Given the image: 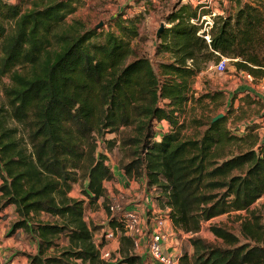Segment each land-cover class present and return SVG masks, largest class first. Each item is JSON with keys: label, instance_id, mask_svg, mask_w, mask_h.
<instances>
[{"label": "trees", "instance_id": "1", "mask_svg": "<svg viewBox=\"0 0 264 264\" xmlns=\"http://www.w3.org/2000/svg\"><path fill=\"white\" fill-rule=\"evenodd\" d=\"M231 1L235 13L217 15L200 34L209 12L182 0L159 38L157 52L170 60L156 65L131 46L141 15L118 14L103 31L68 21L83 0H0V78L10 80L0 107V212L18 217L8 237L23 231L35 242L29 264H142L125 236L117 261H103L106 241L94 234L105 228L86 220L99 202L111 215L105 183L116 175L99 139L106 150L120 146L121 172L154 191L173 226L192 235L181 264H264V217L251 211L264 197L256 126L237 136L226 117L194 120L185 136L189 103L223 98L191 95L210 64L226 57L237 73L264 79V0ZM77 185L82 199L70 196ZM234 212L249 214L239 216L241 237L219 226L211 231L221 244L199 236L203 223ZM106 227L122 229L115 217Z\"/></svg>", "mask_w": 264, "mask_h": 264}, {"label": "rangeland", "instance_id": "2", "mask_svg": "<svg viewBox=\"0 0 264 264\" xmlns=\"http://www.w3.org/2000/svg\"><path fill=\"white\" fill-rule=\"evenodd\" d=\"M11 1L14 2L15 0ZM180 2H182V0H83V6L80 7L75 14L69 16L68 21L71 22L74 19L79 20L88 28H100L103 31H107L109 28L113 27L114 23L112 20L118 14L125 13L126 16L130 17L141 15L143 18L138 25L140 36L138 39L131 42V46L137 54L148 56L154 64L158 65L160 61H169L170 55L157 52L160 43L157 38V32L161 24H164L166 28L170 27L169 24H167V16ZM214 8H217V10L220 11V15L224 14V16L234 14L235 10L228 0H218ZM214 20L215 18H213L211 22L213 23ZM198 25L202 26L203 30L208 29L209 31L211 29L206 28L204 24L200 22H198ZM132 60L133 58L129 61ZM216 64L217 63L210 64L205 71L195 78L191 95L193 98H200L202 95H214L217 92H222L223 98L216 101H213L211 98H206L202 102L191 101L187 106L185 122H187L188 127L185 131V136H191L194 133V120L209 122L211 118L214 119L221 114L227 118V126L232 134L242 136L248 126H256L255 134H257L259 141L263 143L264 101H262L261 98L257 99L258 97L256 96L252 97L246 84L251 82V85H255L258 94L264 96V92L262 93V90L259 88L261 85L264 86V79H253V81H249L245 78L243 73L236 72L231 59L227 62L226 70L223 73H218L216 71ZM8 84H10L8 78H0V107L6 104L3 88ZM250 100H254V102ZM7 124L15 125L9 117H7ZM201 130H204V128ZM115 137L119 138V134H108L105 136L107 140ZM101 141L102 140L99 139V150L107 154L109 166L113 168V166L116 165L114 169H117L121 175L122 172L119 168V164L123 158V154L120 151V146L116 145L113 146L112 150H106ZM124 182L125 181H122L118 187L111 184L112 187L108 185L109 189L107 190H111L110 192L113 194L109 204H117L121 206L122 209L129 210L132 205L141 204L139 203L141 200L132 198L133 191L142 192L145 187H142V185L137 187L136 183L128 184ZM80 189V186L77 185L72 195L81 198ZM148 193L153 196L156 194L154 191L147 189L144 196L145 200L149 197L147 203L154 207L153 202H155V200L149 196ZM131 199L132 201H130ZM251 211H255L258 215L264 217V197L259 199L251 207ZM6 212L10 214L9 218L0 223V256L3 257L2 261L5 264H29L27 254H37V246L35 242L22 231H20L18 235L8 237L12 225L17 221L18 217L13 213V208H8ZM6 212H0V216L5 215ZM248 215L247 212H234L205 222L202 224L201 237L209 242L221 244V241L212 233V226L225 227L233 234L241 237V222L239 216L246 218ZM159 216L165 217L166 215L159 214ZM110 219L111 215L103 205L101 207L96 205L87 208L86 220L89 223L106 228L107 222ZM99 232L100 233L95 234V239L98 240V242L103 233L101 231ZM178 237L182 238V235H178ZM52 253L53 252L50 251L48 254Z\"/></svg>", "mask_w": 264, "mask_h": 264}, {"label": "built area", "instance_id": "3", "mask_svg": "<svg viewBox=\"0 0 264 264\" xmlns=\"http://www.w3.org/2000/svg\"><path fill=\"white\" fill-rule=\"evenodd\" d=\"M192 3L199 8V13L205 11H212L214 5L218 0H191ZM216 17V13L211 12L209 15H202L198 22L204 24L206 28H211L214 24L211 20ZM194 22V21H193ZM208 32V29L202 30ZM209 41V36L205 37ZM226 57H221V60L215 65L218 73H223L226 70L227 62ZM249 81H253V77L245 74ZM260 89L264 92V86L261 85ZM111 217L118 219L122 229L119 228H105L103 235L100 238L105 239L104 246H98L100 250V257L105 262L114 263L117 261L118 249L108 248L110 243L120 241L121 236H125L131 241L132 255L142 254V259L150 264H179V258L172 256L165 251L164 244L169 238V229L167 226L168 215L165 217L159 215H151L147 219L136 209H122L117 204L108 205ZM99 241V242H100ZM107 246V248H106ZM0 264H5L0 258Z\"/></svg>", "mask_w": 264, "mask_h": 264}, {"label": "crops", "instance_id": "4", "mask_svg": "<svg viewBox=\"0 0 264 264\" xmlns=\"http://www.w3.org/2000/svg\"><path fill=\"white\" fill-rule=\"evenodd\" d=\"M228 2L231 4V6L232 7H234V13H235V11H236V9H237V6H236V4L233 2V1H231V0H228ZM209 13H208V15L211 13V12H213L214 14L216 13V16L217 15H220V11L219 10H217V8H214L213 7V10L212 11H208ZM223 15V14H222ZM244 76H245V74H244ZM245 78H246V76H245ZM243 87V86H242ZM246 87L249 89V91H250V93H251V95H252V97L254 96H256V97H258L257 99H260L261 98V100L262 101H264V96H262V94H258V92H257V90L255 89V85H251V82L249 83H247L246 84ZM261 87V86H260ZM259 87V88H260ZM261 90V89H260ZM255 99V98H254ZM159 129H162V130H164V131H167L168 129H169V126H168V124L166 123V122H162L160 125H159ZM114 167H116V165H114L113 166V168H112V170L114 171V173H115V175H116V180L115 181H111V182H106L105 183V187L107 188V189H109L108 188V185H114L115 187H118L120 184H121V182L122 181H125L124 183H128V184H133V183H136V186L137 187H139V185H142V187H145L146 188V186H145V184L143 183V182H137V181H134V180H129L128 178H126V176L123 174V173H121V175H120V172L116 169H114ZM129 181H132V182H129ZM110 185V186H111ZM76 187V186H75ZM112 187V186H111ZM144 188V190L142 191V192H137V191H133V193H132V198H137L138 200H141L139 203H141V204H139V205H132L129 209H138L140 212H141V214L147 219L149 216H151V215H159V214H165V215H168V213L170 212V209L169 208H167V207H165V208H163L159 203H158V201L155 199V196H157V194L155 195V196H153L152 194H150V193H148L149 194V196H151L152 198H154V200H155V202H153V205H154V207L152 206V205H149L148 203H147V201L149 200V197L145 200L144 199V196H145V194H146V191H147V189H145ZM74 190H75V188H74ZM74 190L70 193V196H72V197H74V198H79V197H76V196H74V195H72L73 194V192H74ZM111 190H108V194H109V197H110V199H111V197H113V194L110 192ZM143 193H144V195H143ZM80 196H81V198L80 199H82V198H84L81 194H80ZM134 200V199H133ZM130 201H132V199L130 200ZM98 206H102V203L101 202H99L98 204H97ZM96 206V205H95ZM7 211V210H6ZM5 211V212H6ZM87 211V210H86ZM14 213V212H13ZM6 214H9L8 212H6ZM147 214H148V216H147ZM10 215V214H9ZM17 216V215H16ZM147 216V217H146ZM9 218V217H8ZM7 218V219H8ZM6 219V220H7ZM3 221H5V220H3ZM2 221V222H3ZM167 226H168V229H169V238H168V240L165 242V244H164V248H165V251L168 253V254H170V255H172V256H177L178 258H180V257H182L183 255H184V253H185V251H187L188 252V254H189V257H190V255L192 254V252H193V249H192V247H191V245L187 242V240L188 239H190V237L192 236L191 234H186V233H184L182 230H180V229H176L174 226H173V224H172V222L170 221V219H168L167 220ZM171 229V230H170ZM20 231H17V233H15L14 235H18V233H19ZM23 232V231H22ZM101 232H103V231H101ZM24 233V232H23ZM97 233H100L99 231H97L95 234H97ZM25 234V233H24ZM95 234H94V238H95ZM14 235H12V236H10V237H13ZM102 235H103V233H102ZM178 235H182V238H179L178 237ZM27 236V235H26ZM199 236H202V230L200 231V233H199ZM100 237H102V236H100ZM97 242H98V240H96ZM115 247H117V249H118V251H119V247H120V241H116V242H113V243H110L109 244V246H108V248H110V249H114ZM106 248H107V246H106ZM132 253V252H131ZM142 254L144 255V253L142 252V253H140V254H136V256H139V257H141L142 256ZM117 256L119 257V255H118V252H117ZM0 258H2L3 259V257L2 256H0ZM142 258V257H141ZM27 260H28V258H27ZM14 264V263H13ZM142 264H150L149 262H147V261H145L144 259H142ZM179 264H181L180 262H179ZM188 264H192L191 263V261H190V258H189V261H188Z\"/></svg>", "mask_w": 264, "mask_h": 264}, {"label": "water", "instance_id": "5", "mask_svg": "<svg viewBox=\"0 0 264 264\" xmlns=\"http://www.w3.org/2000/svg\"><path fill=\"white\" fill-rule=\"evenodd\" d=\"M164 29H165V26H164V24H161V27H160V29L158 30V32H157V38L159 39L160 38V35L164 32ZM224 116L223 115H218L217 117H215L214 119H213V121H217L218 119H221V118H223Z\"/></svg>", "mask_w": 264, "mask_h": 264}]
</instances>
